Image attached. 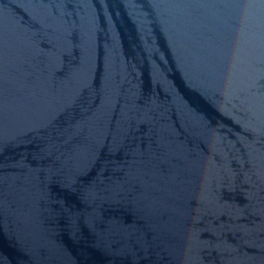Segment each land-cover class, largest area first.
Here are the masks:
<instances>
[{
    "label": "water",
    "instance_id": "water-1",
    "mask_svg": "<svg viewBox=\"0 0 264 264\" xmlns=\"http://www.w3.org/2000/svg\"><path fill=\"white\" fill-rule=\"evenodd\" d=\"M0 264H264V0H0Z\"/></svg>",
    "mask_w": 264,
    "mask_h": 264
}]
</instances>
